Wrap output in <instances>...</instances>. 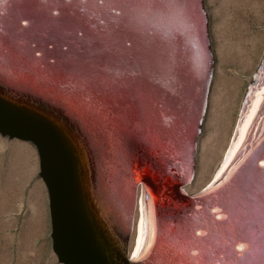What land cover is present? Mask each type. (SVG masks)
Returning a JSON list of instances; mask_svg holds the SVG:
<instances>
[{
	"label": "water",
	"instance_id": "obj_1",
	"mask_svg": "<svg viewBox=\"0 0 264 264\" xmlns=\"http://www.w3.org/2000/svg\"><path fill=\"white\" fill-rule=\"evenodd\" d=\"M155 2L0 0V134L37 149L59 263L264 264V93L224 170L188 193L214 64L210 38L204 62L190 37L208 17L199 0H179L172 17ZM263 82L264 51L231 143ZM141 190L153 222L131 259Z\"/></svg>",
	"mask_w": 264,
	"mask_h": 264
},
{
	"label": "rangeland",
	"instance_id": "obj_2",
	"mask_svg": "<svg viewBox=\"0 0 264 264\" xmlns=\"http://www.w3.org/2000/svg\"><path fill=\"white\" fill-rule=\"evenodd\" d=\"M262 3L264 4V0H242L241 3L235 0H204V5L208 12L207 30L210 36L214 64L211 79L212 88L210 87L206 114L202 122L201 133L197 139L198 147L195 155L194 176H197L202 170L201 160L204 153L203 141L206 140L211 133L217 135V132L218 134L219 131L222 132V130L218 131V128L213 130L211 124L214 113L218 108V97H225L227 92L225 89L231 87L229 85L225 87L224 81L236 85L235 95L231 98L233 101L230 99V101H232V103L230 102L232 105L229 107L228 114L230 121L228 120L227 125L223 128V133L225 135L224 139L226 138L225 143H227L237 118L247 81L263 54L264 5ZM240 40H242V42ZM217 80L219 83H216ZM226 101L228 103V98ZM230 108L232 109L230 110ZM225 143L223 142L222 144L225 146ZM219 152L220 153L210 156V160H212L211 162L209 161V166L207 165L204 169V171L207 170L203 172L207 179L208 177L210 179L219 161L221 151ZM38 172L39 161H37L36 172L32 174L29 179L30 182H27V190L24 193L25 196H23L22 200H17L14 210L11 211H8L5 206L7 186H9V184L6 179H4V176L0 178V264H62L58 262L52 249L48 196L42 179L36 178ZM3 174L4 173L1 175ZM18 178L17 176V179ZM38 181L43 183V198L45 197L44 201L41 200L37 203L39 216L41 218L36 220V227H34V229H27L31 226L28 220L30 219L31 221L32 215L30 213V206H27L26 195L34 186H38ZM191 185L192 183L190 186Z\"/></svg>",
	"mask_w": 264,
	"mask_h": 264
},
{
	"label": "bare ground",
	"instance_id": "obj_3",
	"mask_svg": "<svg viewBox=\"0 0 264 264\" xmlns=\"http://www.w3.org/2000/svg\"><path fill=\"white\" fill-rule=\"evenodd\" d=\"M170 1L171 0H156L155 9L161 10V12H163L165 14L163 16L172 17L173 14L175 13V11H178V12L180 11V9L175 8V4L179 0H172L173 2H170ZM235 1L238 3L242 2V0H235ZM167 3L172 4L171 8H169V5H167ZM197 6H199L198 7L199 12L200 11L202 12V10H203V13H202L203 18H201V19L203 21H205V18H207L208 12L206 11V8H204L205 7L204 0H199V5H197ZM181 12H183V11H181ZM196 18H198V17H196ZM191 19H193V18L191 17ZM197 21H198V19L195 20V22H196L195 24H197ZM179 23H182V22L181 21L176 22V24H179ZM239 23H240V21H239ZM176 24H175V26H176ZM202 27L205 30L203 32L200 31L202 29ZM171 28H174V27L172 26ZM198 28L196 30L197 32H195L193 37H190V38L192 39V44H195L196 49L199 51L197 57L199 59H201V61L206 62L207 59L211 56L209 54V52L211 53V50H210L209 45H208V40H209L210 36H208V34L206 32L207 28H206V24H204V22H203L202 26L199 25ZM204 32H206V42H207V44L205 43V45L202 44V36L203 37L205 36ZM241 33H243V32H241ZM238 37H239V35H238ZM240 41L242 42V40H240ZM240 48H241V46H240ZM259 78L260 77H258V80H256V81H259ZM217 82H218V80L216 81V83ZM224 83H225V87L228 85L231 87H228L225 89L227 91L225 94V97L219 95L220 97H218V101H217V107L218 108L216 109V112L214 113V116L212 118L213 121L211 124L213 130L218 128V131L222 130V132L219 131V134L217 132V135L215 133H211L207 137V139L203 141L204 153H203L202 160H201L202 170L200 171V173L197 176H194L195 175V167H194L193 176H192L193 178L185 186V190L188 193L198 192L203 187H205L209 182H212L215 178H217L220 175V173L224 170L227 163L229 162V160L231 159V157L236 152L239 145L242 143L245 136L247 135V132L249 130V125L252 121L253 115L255 114V111H257V109L259 108V105H261V103H262V93H264V82L262 83L261 87H259L258 89H254L253 92L250 93V95L249 94L247 95V103L244 106L245 109H244L243 114H242V116H243L242 121L240 124L238 123L236 126L237 135H236L235 141L231 143L229 141V139H230V137H229L227 140V143H225L226 138L224 139L225 135L223 133V131H224L223 128L227 125V121L229 120V117H228L229 107L232 105V104H230V102L232 103V101H233L231 98H233L232 96L235 95L236 85L235 84L233 85V84H231L229 82H225V81H224ZM215 85H217V84H215ZM210 87H211V82L209 85V92H210ZM208 96H209V93H208ZM227 98L229 100L228 103L226 101ZM230 99L232 101H230ZM241 101H242V99H241ZM207 103H208V98H207ZM240 105H241V103H240ZM209 106H210V104H209ZM223 106H226V107H223ZM231 109L232 108H230V110ZM241 113L242 112H240V114ZM205 114H206V112H205ZM261 117H262V114L259 115V118H261ZM50 121L57 128L63 127L62 123L58 119L53 118ZM203 121H204V117H203ZM233 127H234V125H233ZM232 130H233V128H232ZM215 135H216V137H215ZM229 136H231V135H229ZM223 142L226 144L225 146H224V144H222ZM229 143H230V146L227 149ZM196 147H198V141L196 143ZM226 149H227V152H225ZM78 150H79V147H78ZM219 151H221V155H219L220 158H219V161L217 163V165H220L219 170L216 172L217 165L216 166L214 165L215 169L212 172L213 174L211 173L212 176L210 177V179L208 177V179H209L208 180L206 175L203 173V172H206L207 170L204 171V169L206 168L207 165L209 166V161L211 162V160H212V159L210 160V156L212 154L220 153ZM213 152H215V153H213ZM82 153L85 154V151H82ZM196 153H197V151H196ZM224 154H226L227 156L224 157ZM223 157H224V160H223ZM216 158H218V157H216ZM37 161H39L38 152H37V149H36L34 144L30 143L29 141L20 140L17 138H8V137L2 136L0 134V178H1V176H4V179H6L7 183L9 184V186H7V195H6V203H5V206L8 209V211L14 210L17 200L18 199L22 200L23 196H25L24 193L27 190V182L28 183L30 182L29 179L31 178L32 174L34 172H36ZM82 161H84V160H82ZM116 167H117L116 170L114 169V172H113V175H115L117 177L116 179H118L119 176H121L123 172H124V175L126 174L125 172H126L127 168L122 166V164L119 166L117 165ZM3 171H5V172H3ZM189 171H190L189 175H191V170H189ZM2 173H4V174L1 175ZM17 176L19 177L18 179H17ZM206 181H207V183L203 186V184ZM191 183H192V185L190 186ZM37 184H38V186H34V188H32L31 191L26 195L27 206L28 205L30 206V213L32 215L31 221H30V219L28 220V223L31 226L28 227L27 229H34V227H36V225H35L36 220L37 219L39 220L41 218L39 216V210H38L37 203H38V201H41V200L44 201L45 197L43 198V183L38 181ZM97 185L100 186V184H97ZM0 186H1V184H0ZM106 186H107V188L109 187L110 189L111 188L116 189V193H119V189L117 187V182L115 180H114L113 187L109 186L108 182H106ZM140 194L141 195L139 198V202L138 203L136 202L135 209L133 211L134 213H133V218H132V224L130 225L129 244H128V251L129 252H128V254L131 257V259H139V257L142 256V250L147 249L146 242H147L148 236H149L150 224L153 222V217H152V213H151L152 209H150L149 206H148V209L146 208L147 206H146V203L144 202V199H143V190H141ZM137 200H138V196H137ZM157 201H159L160 203H164L165 199L163 197H159L157 199ZM149 211H150V213H149ZM138 243L140 245V251L139 252L136 251ZM236 248L240 249L241 248L240 244H238ZM133 253H136L135 258H133Z\"/></svg>",
	"mask_w": 264,
	"mask_h": 264
},
{
	"label": "snow or ice",
	"instance_id": "obj_4",
	"mask_svg": "<svg viewBox=\"0 0 264 264\" xmlns=\"http://www.w3.org/2000/svg\"><path fill=\"white\" fill-rule=\"evenodd\" d=\"M243 246H244L243 244L240 245L241 248H243ZM136 251L137 252L140 251V245H139V243L137 244V250ZM135 256H136V253H133V258H135Z\"/></svg>",
	"mask_w": 264,
	"mask_h": 264
}]
</instances>
